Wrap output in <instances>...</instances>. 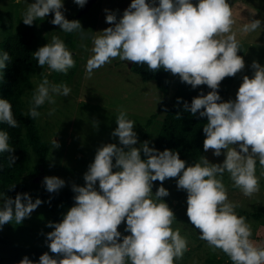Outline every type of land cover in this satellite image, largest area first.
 Returning <instances> with one entry per match:
<instances>
[{
  "label": "clouds",
  "instance_id": "1",
  "mask_svg": "<svg viewBox=\"0 0 264 264\" xmlns=\"http://www.w3.org/2000/svg\"><path fill=\"white\" fill-rule=\"evenodd\" d=\"M73 2L80 7L86 4V0ZM105 11L106 22L113 26L93 37L92 55L85 65L88 75L119 57L147 65L150 71L178 74L193 89L206 85L211 91L193 97L190 104L185 101L184 109L206 117L203 149H212L214 156L224 150V159L211 163L201 156L199 162L186 165L175 150L160 151L149 147L147 140L136 147V122L121 110L111 133L120 146L106 143L96 150L83 175L84 185H72L75 203L60 222L47 225L52 228L46 233L47 246L56 255L45 252L38 261L24 256L18 264H175L187 250V239L179 228L171 227L175 214L161 199L169 195L162 183L167 178H176L177 189L186 191V216L200 239L223 251L232 264H264V245L251 239V225L228 201L223 183L227 172L233 187L251 196L260 187L257 161L264 167V65L252 62L253 75L242 77L235 100L223 101L217 91L225 77L245 67L237 54L241 45L232 31L235 21L228 0H195V4L193 0H131L118 20L114 12ZM49 13L53 15L50 23L63 32L83 30L79 20L65 18L63 0H33L22 13V21L31 26ZM257 29H261L260 19L242 25L246 33ZM33 56L39 66L61 73L76 63L58 35ZM10 62L9 53L0 52V77ZM70 91L66 84H52L44 77L28 115L39 116L37 109L45 101L55 102L53 94L68 96ZM0 123L18 126L12 104L5 98H0ZM53 144L59 146L54 139ZM13 151L8 132L0 130V153L9 154V166L16 160ZM154 181L161 182L155 194ZM43 183L50 193L65 185L57 176H46ZM41 203L27 193L5 198L0 205V226L13 220L20 224ZM122 222L128 235L118 231Z\"/></svg>",
  "mask_w": 264,
  "mask_h": 264
},
{
  "label": "rangeland",
  "instance_id": "2",
  "mask_svg": "<svg viewBox=\"0 0 264 264\" xmlns=\"http://www.w3.org/2000/svg\"><path fill=\"white\" fill-rule=\"evenodd\" d=\"M32 2L33 0H19V2L0 0V42L16 32L22 13ZM130 2L131 0H98L87 13L77 17L83 7L76 5L73 0H63L65 18L79 20L83 29L74 32L72 46L66 45L73 55L75 66L67 73H61L51 70L47 65L42 67L37 64L32 81L35 91L44 77H47L52 84H66L71 91L68 96L53 94L55 102L45 101L42 105L40 115L36 119V128L41 138L52 145L43 168L39 167L37 157L31 152L28 153L30 164L28 171L22 177L26 184L41 177L38 184L45 187L44 177L57 176L65 181V185L58 191L72 190L73 184L83 186L85 183L83 175L93 161L96 150L106 143H116L120 146L118 138L111 133L116 127L115 117L121 110L126 111L128 118L136 122L134 125L138 138L136 147L142 143L144 133L149 134L151 143L155 140L166 108L171 103V95L164 98L154 82H142L128 67L131 61H121L119 57L94 69L91 76L85 68L88 58L92 55L93 37L100 35L99 32L103 29L113 26L106 22L105 10L114 12L118 20ZM228 2L235 21L232 31L241 45L237 54L243 57L245 67L233 76L230 84L221 86L225 91L223 101L235 100L242 77L246 75L251 78L253 75L251 68L253 61L264 65V0H228ZM193 3L195 4V0ZM52 18V13H49L43 20L38 19L39 47L50 42L53 35H58L63 41L65 39V32L59 29L58 25L50 23ZM252 19L261 20V29L247 33L242 31V25ZM178 79V74L174 75L170 72L172 83L170 93L174 92ZM32 97L30 93H26L23 97L26 109L31 107ZM161 101H165L166 106L161 111H157ZM155 112L156 118L147 126L150 115ZM53 139L58 142V147H54ZM223 151L220 156H214L212 149H209L203 156L211 163H220L224 159ZM256 175L259 177L260 187L259 191L251 196H245L241 189L233 187L227 172L223 174V183L227 189L228 201L236 206L235 211L238 215L244 216L243 213H247L261 216L263 222L253 217H244L251 225V239L264 245V167L259 163L256 166ZM162 183L168 189L169 195L161 199L169 205L176 217L171 227L179 228L181 235L187 239V250L179 260L175 261V264H232L223 251L213 248L200 239L198 230L188 221L187 193L185 190L177 189L176 178H167ZM160 184V181L153 182V194ZM4 199L0 197V205L3 204ZM69 208L64 206L60 209L61 219ZM49 222L55 223L50 212L39 205L20 224L17 225L13 220L0 226V239L25 247H40L50 255H56L51 253L47 246L46 233L52 231V228L47 226ZM124 228L122 222L118 226V231H121L122 235H128Z\"/></svg>",
  "mask_w": 264,
  "mask_h": 264
},
{
  "label": "trees",
  "instance_id": "3",
  "mask_svg": "<svg viewBox=\"0 0 264 264\" xmlns=\"http://www.w3.org/2000/svg\"><path fill=\"white\" fill-rule=\"evenodd\" d=\"M38 22L37 19L29 26L23 23L22 18L19 19V27L16 32L0 42V52L7 51L11 57V62L3 70V76L0 77V98L10 101L14 118L18 122L17 127H9L6 123H0V130H5L9 134V144L14 148L12 155L16 157L15 163L9 166L7 161L9 154L0 153V193L4 194L3 198H15L17 193H27L33 201L39 198L42 201L40 206L46 208L50 212L52 220L58 223L61 221L60 209L64 206H73L75 193L71 189L48 193L44 186L35 184V182L26 184L22 180L30 164L28 153L31 152L37 157L39 167L43 168L52 145L41 138L36 128L37 117L33 118L28 115L30 108L26 109L23 102L26 93H30L32 96L35 93L32 77L37 62L33 52L39 48ZM73 36L74 32L65 33L64 42L66 45L72 46ZM131 72L138 76L142 82H154L164 98L171 95V103L166 108L155 140L151 143L149 134L144 133L142 142L147 140L149 147L154 146L160 151L165 148L177 151L179 157L186 161V165L199 162L205 152L203 149L205 134L202 129L207 119L185 110L184 102L190 104L193 97L207 94L211 89L206 85H199L193 89L178 79L174 92L170 93L172 83L169 71L163 69L150 71L147 65H137L133 62ZM232 80L233 76H230L220 82L217 91L222 100L225 97V91L221 89V86L230 84ZM177 97L181 98L179 103H177ZM165 106V101H161L157 111H161ZM41 109L42 105L37 109L39 113ZM177 113H179V118ZM156 116V112L150 115L147 126ZM141 157L144 158L143 153H141ZM13 185L14 187H11ZM243 215L263 222L259 214L243 213ZM45 252L47 251L40 247H25L0 239V264H18L24 256H28L30 260L38 261L39 256Z\"/></svg>",
  "mask_w": 264,
  "mask_h": 264
},
{
  "label": "water",
  "instance_id": "4",
  "mask_svg": "<svg viewBox=\"0 0 264 264\" xmlns=\"http://www.w3.org/2000/svg\"><path fill=\"white\" fill-rule=\"evenodd\" d=\"M96 1H98V0H86V4L83 6V8L81 9V11L79 12V14H78L77 17H80V16H82L83 14L87 13V12L92 8V6L94 5V3H95ZM132 64H133V62H130V63L128 64V67L131 68V67H132ZM40 178H41V177L35 179V181H34L35 184H38Z\"/></svg>",
  "mask_w": 264,
  "mask_h": 264
}]
</instances>
